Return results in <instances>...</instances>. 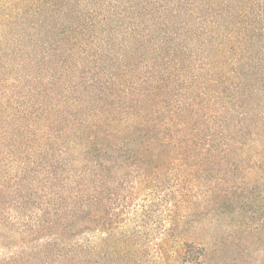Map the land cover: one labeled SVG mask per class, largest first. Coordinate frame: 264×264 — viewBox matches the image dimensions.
Wrapping results in <instances>:
<instances>
[{"label":"trees","instance_id":"16d2710c","mask_svg":"<svg viewBox=\"0 0 264 264\" xmlns=\"http://www.w3.org/2000/svg\"><path fill=\"white\" fill-rule=\"evenodd\" d=\"M125 177L173 201L164 236L195 188L264 199V0H0V264H138L93 238ZM164 238L160 264L222 260Z\"/></svg>","mask_w":264,"mask_h":264},{"label":"rangeland","instance_id":"374dc122","mask_svg":"<svg viewBox=\"0 0 264 264\" xmlns=\"http://www.w3.org/2000/svg\"><path fill=\"white\" fill-rule=\"evenodd\" d=\"M132 180L125 177L110 181L106 193L109 225L106 232L94 231L96 243L101 238L114 236L119 226L133 235L138 264H160L159 245L164 237L172 256L174 246L190 242L219 253L222 260L218 264H264V199L258 203L247 202L242 208L234 204L231 209L216 207L213 210L212 203L210 206L207 201L213 199L209 192L203 187L195 188L186 192L177 206L178 216H181L177 231L164 236L169 214L175 210L173 201L164 200L160 191L133 188L135 181ZM252 193L254 199L259 191ZM232 195L235 198L240 193ZM206 205L208 209L202 211Z\"/></svg>","mask_w":264,"mask_h":264}]
</instances>
